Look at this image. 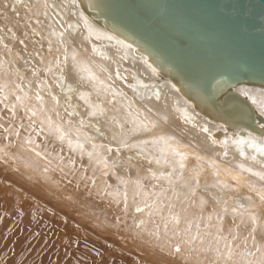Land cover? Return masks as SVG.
I'll return each instance as SVG.
<instances>
[{"label": "bare ground", "instance_id": "6f19581e", "mask_svg": "<svg viewBox=\"0 0 264 264\" xmlns=\"http://www.w3.org/2000/svg\"><path fill=\"white\" fill-rule=\"evenodd\" d=\"M235 90L264 116L263 90ZM216 129L75 0H0V222L19 239L47 216L57 242L37 246L72 264V238L101 248L97 264H264V136Z\"/></svg>", "mask_w": 264, "mask_h": 264}, {"label": "water", "instance_id": "95a60500", "mask_svg": "<svg viewBox=\"0 0 264 264\" xmlns=\"http://www.w3.org/2000/svg\"><path fill=\"white\" fill-rule=\"evenodd\" d=\"M94 25L143 57L203 117L264 136V116L240 85L264 91V0H75Z\"/></svg>", "mask_w": 264, "mask_h": 264}, {"label": "rangeland", "instance_id": "374dc122", "mask_svg": "<svg viewBox=\"0 0 264 264\" xmlns=\"http://www.w3.org/2000/svg\"><path fill=\"white\" fill-rule=\"evenodd\" d=\"M92 184H94V181L92 182ZM1 213L6 214V206L2 204H0V216ZM126 216L127 214L125 215V217ZM125 219H123V221L119 220L117 224L118 227L120 228L122 225H125L123 226L126 227L124 229V232L131 225L130 221L135 220V219L130 220V218L126 220ZM53 224H56V221H54ZM30 227L31 229H35L37 233V235L36 233L30 235L29 238L31 237L36 238L32 242H30L29 239L25 241L19 239L18 235H16L17 229L11 230L10 221H1L0 222V256L3 255L1 249L3 247H7L9 249V252L11 250L14 251L13 257L26 259L30 264H72L71 261H68L66 258L62 256L60 257L55 256L58 251L60 253L62 252V248H58L57 252H55L56 245L54 244H51V247L50 244L42 246V248H40V246H37V237L39 234L45 240L51 237L49 242L52 243L57 242V238L55 237L54 234L55 227L54 225L49 226L47 216H45L42 221H39L38 225L30 226ZM127 230L129 231V229ZM134 234L138 235L136 231H134ZM91 244L92 243L81 241L79 242L78 246H75V239L72 238V240L69 241L66 246L68 251H72V253H70V258L77 261L78 264H97V258L102 257L104 253L102 252L101 248H92ZM49 248L51 254L48 253ZM176 248L175 250L177 251ZM36 250L39 251V256L37 258H35L37 256ZM75 250H77L76 253ZM199 251L200 249L198 250V253ZM120 256H121L120 254L115 255L114 257L113 255H108L107 258H111L109 261H100L98 264H120L121 263ZM123 256L126 260L125 264H142L138 256L135 257L130 253L123 254ZM188 256H191V254ZM8 258H10V255L8 256Z\"/></svg>", "mask_w": 264, "mask_h": 264}, {"label": "snow or ice", "instance_id": "6c2138e0", "mask_svg": "<svg viewBox=\"0 0 264 264\" xmlns=\"http://www.w3.org/2000/svg\"><path fill=\"white\" fill-rule=\"evenodd\" d=\"M85 71H86V69H85ZM70 91H71V89H70ZM39 98V97H38ZM55 99V98H54ZM69 99H71V97H69ZM81 99H85V97H84V95L83 94H81ZM57 103H59V101H56ZM92 115H95L96 113L95 112H93V113H91ZM101 114H103L102 113V110H101ZM69 115H71V113L69 114ZM152 127H155V125H152ZM138 130V129H137ZM144 130H147V126L145 125V127H144ZM98 131V130H97ZM161 139H163V138H161ZM145 143H148V141H145ZM151 143H156V141H151ZM69 147L71 148L72 147V142L71 141H69ZM77 147H79L81 150L83 149V145H77ZM123 147H128V145L127 144H125V145H123ZM108 151H111V149L109 148L108 149ZM258 151H261V152H264V149H258ZM177 155H181L180 153H176ZM88 156H89V159H91L92 158V153H88ZM187 160V156H182V160H181V162H180V164H179V167L181 168V169H183L184 167H185V163H184V161H186ZM152 161L151 160H149V163H151ZM104 163H105V167L107 168V161H104ZM156 164L159 166L160 165V161L159 160H157L156 161ZM153 179H160V180H163L164 179V177L163 176H159V177H157L155 174H153ZM126 183V182H125ZM108 187H110V185L108 186ZM105 194H107L106 192H105ZM161 194H163V193H161ZM126 203H127V195H126V193H125V196H124V204H125V211L127 210V208H126ZM154 206V205H153ZM225 211H226V209H225ZM252 222L253 223H255V218H253L252 219Z\"/></svg>", "mask_w": 264, "mask_h": 264}]
</instances>
